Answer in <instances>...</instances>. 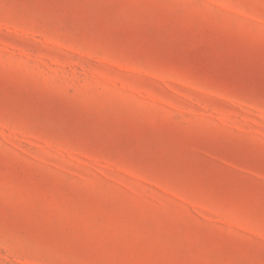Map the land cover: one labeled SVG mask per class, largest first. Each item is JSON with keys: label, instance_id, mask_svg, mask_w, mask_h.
I'll list each match as a JSON object with an SVG mask.
<instances>
[{"label": "rangeland", "instance_id": "374dc122", "mask_svg": "<svg viewBox=\"0 0 264 264\" xmlns=\"http://www.w3.org/2000/svg\"><path fill=\"white\" fill-rule=\"evenodd\" d=\"M240 11L203 5L181 36L176 8L0 0V205L54 221L0 219V264H259V51L254 86L234 62L259 19Z\"/></svg>", "mask_w": 264, "mask_h": 264}, {"label": "snow or ice", "instance_id": "6c2138e0", "mask_svg": "<svg viewBox=\"0 0 264 264\" xmlns=\"http://www.w3.org/2000/svg\"><path fill=\"white\" fill-rule=\"evenodd\" d=\"M42 7H51L58 10H63L65 7H77L87 2V0H35ZM114 2V0H111ZM132 5L147 6L158 10H167L168 8H176L179 10L177 20V34L184 35L190 33L198 22H202V17L198 16L195 12L196 9L207 5L212 9L228 8L233 11L240 8V15H245L252 12L249 19L253 22L259 19V31H251L246 35L242 46V51L245 53L238 60H234L236 64L235 72L237 75L242 76L250 85L254 86L255 83V53L259 51V65H260V89L261 97L264 98V0H127ZM231 6V7H229ZM167 19L162 17V20ZM102 24L103 20L97 21ZM140 39H150V37L141 35ZM201 53L198 51H191L190 55L198 56ZM187 162V158H185ZM243 198L248 202L249 207L254 211H258L260 217V230L253 233L252 238L258 239L264 245V185L261 186L258 193L259 206H256L257 193L255 190H247L243 194ZM0 219L8 222H15L19 227L20 232L28 237L35 235L48 236L50 227L54 225V221H48L42 218H29L23 216L18 210L14 209L11 205H0ZM223 243L222 241H218ZM41 264V262H36ZM182 264V262H176ZM241 264H255V262H241ZM259 264H264V247L261 249V260Z\"/></svg>", "mask_w": 264, "mask_h": 264}]
</instances>
